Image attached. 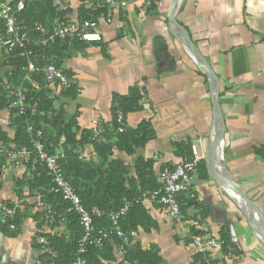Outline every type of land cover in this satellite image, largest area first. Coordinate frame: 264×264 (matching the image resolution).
Here are the masks:
<instances>
[{
  "label": "crops",
  "instance_id": "crops-1",
  "mask_svg": "<svg viewBox=\"0 0 264 264\" xmlns=\"http://www.w3.org/2000/svg\"><path fill=\"white\" fill-rule=\"evenodd\" d=\"M53 1L54 6L67 5L71 20L80 19L82 6L93 11L90 0ZM106 1L97 5L107 7V16L98 18L103 42L74 43L71 58L55 57L59 67L71 74L79 92L74 99L50 96L62 107L65 121L77 116L78 140L82 131L93 135L100 124L106 134L97 139L99 143L114 144L112 95L125 96L136 87L143 96L144 109L129 114L125 125L135 129L149 121L156 137L136 148L132 156L114 150L109 157L131 165V177H136L134 165L140 157L155 162L157 176L173 168L182 159L179 144L196 147L207 156L215 124L210 85L170 26L173 1ZM176 19L218 81L225 123V168L264 215V0H181ZM12 67L10 57L0 49V83L8 80ZM13 120L11 110H0V133L6 138V142L0 138V205L24 199L32 213L22 217L16 237L0 228V264H37L41 250L35 236L66 233L67 229L48 222V205L41 198L42 190L34 187L36 163L31 164L23 150L7 156L6 152L15 148ZM64 141L62 138L57 153L64 152ZM76 152L86 162L98 157L91 144ZM207 166V178L201 177L199 169L196 174L197 201L185 209L186 222L177 225L161 207L145 203L159 229L151 233L140 230L137 241L146 250L157 247L164 264H192L193 237L212 235L226 242L223 249L206 256L213 264H264L263 241ZM116 257L110 264L122 263V257Z\"/></svg>",
  "mask_w": 264,
  "mask_h": 264
},
{
  "label": "trees",
  "instance_id": "trees-1",
  "mask_svg": "<svg viewBox=\"0 0 264 264\" xmlns=\"http://www.w3.org/2000/svg\"><path fill=\"white\" fill-rule=\"evenodd\" d=\"M83 3L86 0H81ZM106 0H97L98 4L104 3ZM96 13L90 14L84 6L80 9V20H98L101 16H106L107 7L101 6ZM69 12L59 13L54 7L53 0H41L34 2H25V9L20 15V20L25 22L28 26L34 23H49L57 17H64ZM79 42H76L78 44ZM68 48L67 43L56 42L45 49L39 51L40 57L38 59L39 68H43L49 62H54L58 67L60 63L54 60L55 57H62L63 53ZM10 61L13 65L8 76L9 82L14 86L19 85L23 81L26 66V60L23 58L12 59ZM66 72V71H65ZM70 77L71 74L66 72ZM32 81L39 87L35 88L32 83L26 82L25 89L30 103L37 102L39 104V116L35 119V125L44 129V140L49 146L51 153H56L60 146L61 139L64 138L63 151L65 153V160L63 161V168L65 175L70 180L72 185L77 189L79 195L85 206L88 209L98 207L106 213L118 211L127 202H133L131 209L127 216L121 221L123 230L127 233L131 231H140L150 233L159 229L158 223L149 215L146 207L140 203H135V200L142 198L150 191L159 188V177L154 171L155 162L153 160H145L138 158L135 162L134 169L136 177L129 175V167L124 161L120 159L109 160V156L113 155L114 150H119L132 156L136 148L145 147L149 141L156 137V132L149 121H142L137 128L131 129L125 125L126 117L129 114L140 112L144 109L142 105L143 96L139 89L132 87L128 95H119L114 93L112 95V132L115 135L116 142L114 144L99 143L98 140H93V135L88 131H82L81 137L78 140L77 134L79 127L77 124V116L75 115L69 122L65 121V113L62 109L54 107L55 98L50 97V91L46 88L43 82L42 74L40 72L31 75ZM79 92L76 86L71 90L63 92L62 95L66 98H76ZM12 103V98L8 96L7 92L0 90V110L7 109ZM121 111L124 115V122L122 125L117 123V113ZM12 115L15 116V125L17 128L13 143L15 148L11 151L21 152L26 149L32 151L30 139L23 129L22 119L16 117V110L11 109ZM53 126V131H49L43 125ZM119 128L123 131L119 132ZM106 131H104V135ZM0 138L6 142V138ZM91 144L94 147L98 158L102 160V165H93L90 162L80 160V154L76 152L79 147ZM177 148L180 156L192 158V146L179 144ZM31 164L35 162V156H31ZM38 167V177L34 187L40 188L42 196L45 201L51 206L52 210L57 213L54 221L58 225V215L62 214L67 205L63 202L59 195H48L46 190L49 188L50 180L43 169ZM172 169V168H171ZM202 178L208 177V166L205 161L198 165ZM188 204L183 203V211ZM22 217L19 218L18 222ZM98 228H110V219L106 216L100 220L95 221ZM66 233L42 234L47 237L53 247L55 258L48 255L41 257L44 264H72L76 259L78 249V241L82 235V229L76 215H69L66 223ZM11 237H16L17 234L8 233ZM117 247H122L124 256L122 263L129 264H164L159 252L151 247L150 249H143L141 244L137 241L131 246L124 245L117 238L107 241L101 250L90 249L86 255L88 264H110L117 261L115 250ZM193 264H211L205 255L195 254Z\"/></svg>",
  "mask_w": 264,
  "mask_h": 264
},
{
  "label": "built area",
  "instance_id": "built-area-1",
  "mask_svg": "<svg viewBox=\"0 0 264 264\" xmlns=\"http://www.w3.org/2000/svg\"><path fill=\"white\" fill-rule=\"evenodd\" d=\"M106 2L111 3V0ZM54 7L59 13L68 11V8L62 3ZM24 9L25 3L21 0H0V49H4L12 59L23 58L26 60L24 67L26 74L23 81L17 86L11 84L9 80L1 82L0 90L7 92L8 96L12 98V103L8 108L16 110V117L22 119L23 129L30 139L32 151L29 152L26 149L23 151L28 156L32 154L35 156V163L44 170L50 180L46 194L59 195L67 205L66 210L58 215V225L66 228L69 215L73 214L78 218L82 235L78 241L76 259L72 264H88L86 255L89 250L92 248L101 250L105 243L113 238H117L126 246H131L137 242L139 231L127 233L121 226V221L127 216L132 203L127 202L120 210L109 213L98 207L88 209L85 206L77 189L65 175L63 168L65 153H51L44 140V129L35 125V119L39 116V104L28 101L25 83L30 82L35 88H38L39 86L32 81L31 75L40 72L46 88L51 92L50 96H61L63 92L71 90L75 85L73 79L54 62H49L43 68H39V51L58 41L68 45L76 42L84 44L101 43L103 42V35L99 31L98 20H71L68 14L62 18L57 17L49 23L37 22L28 26L19 19ZM107 22L111 23V20L108 19ZM123 122L124 115L119 111L117 123L122 125ZM122 131L123 129L119 128V132ZM103 134L104 128L97 124L93 129V140H97ZM6 153L7 156L14 154L12 151ZM192 154V158L183 157L172 169H165L158 176L159 188L145 194L143 199L137 203L158 205L171 222L177 225L184 224L187 216L183 211V203L197 201L195 177L198 172V165L202 161L208 163V153L205 156L196 147H192ZM40 195L43 202L48 205L45 212L49 224H55L53 217L57 213L44 200L42 193ZM31 213L32 209L27 200L20 199L3 203L0 205V228L6 233L17 234L20 230L19 218ZM106 216L110 219L111 227L98 228L95 221ZM35 238L36 244L41 250L37 264H44L41 259L44 255L56 257L47 237L39 233ZM225 245L226 242L223 239L212 235L204 234L193 237V247L196 254L210 256L214 251L223 249Z\"/></svg>",
  "mask_w": 264,
  "mask_h": 264
},
{
  "label": "bare ground",
  "instance_id": "bare-ground-1",
  "mask_svg": "<svg viewBox=\"0 0 264 264\" xmlns=\"http://www.w3.org/2000/svg\"><path fill=\"white\" fill-rule=\"evenodd\" d=\"M172 7L169 12V18L172 23V27L178 36V39L183 44L184 48L188 51V53L193 57L197 65L204 71L209 73V69L207 66L199 59L197 53L195 52L192 45L188 42L185 34L175 25L174 16L179 7L181 0H172ZM221 123L218 122L215 129V136L220 135L221 133ZM223 150H224V140L220 141L217 150L215 152V161H214V173L217 174L222 182V185L225 187L226 192L231 198L239 205V207L245 212L247 217L250 219L253 227L259 238L264 243V234L261 230V226L264 225V219H262L257 212V210L252 207L242 196V194L238 191L234 182L227 176V173L224 169V158H223Z\"/></svg>",
  "mask_w": 264,
  "mask_h": 264
},
{
  "label": "water",
  "instance_id": "water-1",
  "mask_svg": "<svg viewBox=\"0 0 264 264\" xmlns=\"http://www.w3.org/2000/svg\"><path fill=\"white\" fill-rule=\"evenodd\" d=\"M178 9V8H177ZM177 13V11H176ZM176 13H175V16H174V23L175 25L185 34L188 42L192 45V47L194 48L195 52L197 53L199 59L207 66V68L209 69V73L208 72H204L205 75L207 76L208 78V81H209V85H210V90H211V96H212V102H213V106H214V111H215V124H214V135H213V140L211 141V144L209 146V151H208V165H209V169H210V172H211V175L220 183V185L222 186V188L225 189V187L221 184L220 182V178L217 174L214 173V161H215V152L217 150V147L220 143V141H223L225 139L224 137V134H225V123H224V119H223V116H222V113H221V108H220V105H219V86H218V81H217V78L216 76L214 75V73L212 72V70L210 69V67L206 64V62L204 61V59L200 56L198 50L196 49V47L194 46L193 42L191 41L189 35L186 33V31L179 25V23L177 22V19H176ZM169 23H170V26L172 27V23H171V20L169 18ZM173 28V27H172ZM177 36V35H176ZM178 37V36H177ZM218 122L221 123V133L220 135H217L216 137L215 136V129H216V126L218 124ZM224 169L227 173V176L234 182V184L236 185L238 191L242 194V196L245 198V200L252 206L254 207L257 212L259 213L260 217L262 219H264V215L263 213L260 211V209L254 204L252 203L251 201H249V199H247L245 197V195L243 194V192L240 190L238 184L229 176L226 168H225V163H224ZM261 230L263 231V234H264V225L261 226Z\"/></svg>",
  "mask_w": 264,
  "mask_h": 264
},
{
  "label": "rangeland",
  "instance_id": "rangeland-1",
  "mask_svg": "<svg viewBox=\"0 0 264 264\" xmlns=\"http://www.w3.org/2000/svg\"><path fill=\"white\" fill-rule=\"evenodd\" d=\"M91 3H94V4H92V9H93V11H91V9H89L88 11H89V13L90 14H92V13H96V11L98 10V9H100L97 5H98V3H97V0H90V2H89V4H91ZM62 4L63 5H65V6H67L64 2H62ZM94 5V6H93ZM106 16H107V14H106ZM101 17H103V16H101ZM62 57L63 58H65V59H68V58H71V45H68V48L66 49V51L63 53V55H62ZM61 57V58H62ZM64 66H66V61L64 62ZM57 100H60V99H57ZM54 107L55 108H57V109H62V107H58V104H54ZM9 111L11 110V109H9V108H7ZM12 113V112H11ZM13 117H15L14 115H13ZM14 121V123H15V120H13ZM45 126H47L48 127V129H50V128H53V126H51V125H47V124H45ZM60 148V146L58 147V149ZM98 158V157H97ZM96 158V160H90V163H92L93 165H97V166H100V165H102V160L100 159V158H98L97 159ZM113 157H109V160H111ZM117 159H119V158H117ZM80 160H82V161H86V158H84V157H80ZM128 167H129V175H131V173H133L132 172V166L130 165H128ZM144 197V196H143ZM143 197L141 198V199H143ZM140 200V198H138V199H136L135 200V203H137V201H139ZM132 203V205H133V202H131ZM152 232V231H151ZM150 232V233H151ZM158 252H159V249L156 247L155 248ZM115 254H116V256H118V258H123V256H124V251H123V249H122V247H117L116 248V250H115ZM196 254V253H195ZM209 260V259H208ZM210 262V261H209ZM211 264H213V262H210ZM193 264V263H192Z\"/></svg>",
  "mask_w": 264,
  "mask_h": 264
}]
</instances>
